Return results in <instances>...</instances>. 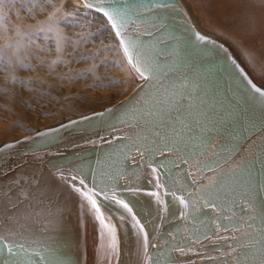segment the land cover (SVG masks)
Returning <instances> with one entry per match:
<instances>
[{
  "label": "water",
  "instance_id": "95a60500",
  "mask_svg": "<svg viewBox=\"0 0 264 264\" xmlns=\"http://www.w3.org/2000/svg\"><path fill=\"white\" fill-rule=\"evenodd\" d=\"M82 1L143 80L0 147V264H264V88L181 0Z\"/></svg>",
  "mask_w": 264,
  "mask_h": 264
},
{
  "label": "rangeland",
  "instance_id": "374dc122",
  "mask_svg": "<svg viewBox=\"0 0 264 264\" xmlns=\"http://www.w3.org/2000/svg\"><path fill=\"white\" fill-rule=\"evenodd\" d=\"M73 0H0V44L5 45L7 33L23 26L43 27L56 30L43 36L36 34L28 37V44L19 51L3 50L5 58L15 57L10 62L0 58V81L14 79L23 89L42 91V88L53 87L52 95H62L64 90L79 92L90 91L93 96H110V103L98 110L81 112L79 115L48 117L47 121L21 125L16 120L10 129L9 137L0 139V144L14 141L35 132L56 126L62 122L89 113L100 111L111 106L126 96L142 81V77L131 68L124 51L106 19L92 10H79L71 7ZM55 21V22H54ZM202 25L211 32L210 26ZM229 23L222 25L216 22L217 32L239 52L240 46L253 42L262 44L260 36L244 37L233 35L227 30ZM48 29V28H44ZM246 60H244L245 62ZM252 78L264 88L256 71L247 62ZM98 76V81L87 80L88 76ZM105 78V79H102ZM101 81V82H99ZM3 84H0V89ZM5 95L0 93V127L7 124L6 110L3 104ZM38 119L42 114H34Z\"/></svg>",
  "mask_w": 264,
  "mask_h": 264
},
{
  "label": "bare ground",
  "instance_id": "6f19581e",
  "mask_svg": "<svg viewBox=\"0 0 264 264\" xmlns=\"http://www.w3.org/2000/svg\"><path fill=\"white\" fill-rule=\"evenodd\" d=\"M181 2L187 9L196 28L201 33L213 37L221 41L223 44H225L233 53V55L240 61L243 67L248 71L251 77H252V72L250 71L248 65H246L245 62H247V64H249V66H251L252 69L256 71L260 80L264 81V0H181ZM71 7L77 8L79 10H85L87 8L88 10L90 9L92 11H95L91 8H88L82 0H73L71 2ZM97 13L106 19L104 15H102L99 12ZM106 21L110 25L107 19ZM203 22L206 23L208 26L210 25L214 26V27L212 26L209 27L211 28V32L208 31L202 25ZM216 22L219 23L220 25H222L223 22L229 23L230 27L227 30H229L230 33L236 35L237 37L239 36L244 37V35H248L254 38L260 36L263 38V42L261 45L257 44L256 42L255 43L250 42L246 44V47L240 46L239 48L240 50L238 52L232 47V45L227 43L222 38V36H220L217 33L219 32V30L215 28ZM43 24L44 23L41 22L38 27H30V26H23L21 23H19L18 29L15 32L7 33L8 36L6 38L7 40L6 44L5 45L0 44V58L4 62H10L15 60L16 59L15 57L5 58L4 55L6 54L3 52V50L19 51L24 46H26V44H28L29 42L28 37L40 33L41 35L46 36L50 34V32H53L57 29L56 26L53 25L52 28L43 27ZM110 27L112 28L111 25ZM44 28H48V29H44ZM114 34L118 39L115 32ZM119 43L121 45L120 41ZM124 55L126 56L125 52ZM126 59L127 62L129 63L127 56ZM244 60L246 61L244 62ZM129 65L131 66V68H133V66L130 63ZM133 70L135 69L133 68ZM86 79L87 80L92 79V81L95 82L101 78L95 75V76H88L86 77ZM0 84H3L2 88L0 89V93L5 95L6 97V100L3 104H6L5 110H6V122H7V124L0 127V139L10 136L11 134L10 129L12 128L13 125H15L16 120L21 125H28L32 123H39L42 120L47 121L46 119L52 116L60 118L62 116H73V115H79L81 112L98 110L103 106H105L106 104L110 103L109 95L93 96L91 95L90 91L85 89H81L79 92H74L73 90L68 89V90H64L62 95H52L49 93L53 89V87L51 86L47 88L43 87L42 91L38 93V91H35L34 89L21 88L20 87L21 84L15 82L13 78L8 80L4 79L3 81H0ZM35 113H40L42 114V116H40L38 119L34 115ZM14 141L6 142L3 145ZM3 145L0 144V147Z\"/></svg>",
  "mask_w": 264,
  "mask_h": 264
},
{
  "label": "snow or ice",
  "instance_id": "6c2138e0",
  "mask_svg": "<svg viewBox=\"0 0 264 264\" xmlns=\"http://www.w3.org/2000/svg\"><path fill=\"white\" fill-rule=\"evenodd\" d=\"M106 15H107V14H106ZM113 27L115 28L116 25L113 24ZM117 35H119V33H117ZM198 39H200V40H204V37H198ZM125 51H127V49H125ZM137 70L139 71V69H137ZM141 75H143V73H141ZM256 91H259V89H256ZM261 95H264V92H262ZM81 183H83V182H81ZM88 199L91 200L92 206L95 208V207H96V201H95V200H92V198H91L90 196L88 197ZM123 206H124L125 208L128 207L126 204L123 205ZM96 210H97V212H99V209H98V208H97ZM129 211H130V209H129Z\"/></svg>",
  "mask_w": 264,
  "mask_h": 264
}]
</instances>
